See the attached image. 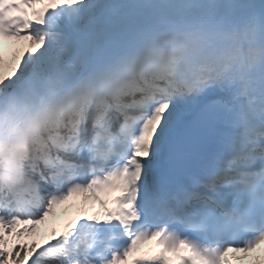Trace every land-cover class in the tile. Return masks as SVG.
<instances>
[{"label":"snow or ice","instance_id":"snow-or-ice-1","mask_svg":"<svg viewBox=\"0 0 264 264\" xmlns=\"http://www.w3.org/2000/svg\"><path fill=\"white\" fill-rule=\"evenodd\" d=\"M257 250L264 0H0V264Z\"/></svg>","mask_w":264,"mask_h":264},{"label":"rangeland","instance_id":"rangeland-1","mask_svg":"<svg viewBox=\"0 0 264 264\" xmlns=\"http://www.w3.org/2000/svg\"><path fill=\"white\" fill-rule=\"evenodd\" d=\"M71 211H72V212H75V209H72ZM254 253H255V252H253V253H251V254H254ZM254 257H255V256H252V260L250 261V262H252V264H254V260H255Z\"/></svg>","mask_w":264,"mask_h":264}]
</instances>
